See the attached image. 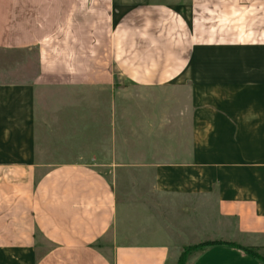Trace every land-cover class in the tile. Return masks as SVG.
Listing matches in <instances>:
<instances>
[{
    "label": "crops",
    "instance_id": "0c3cea01",
    "mask_svg": "<svg viewBox=\"0 0 264 264\" xmlns=\"http://www.w3.org/2000/svg\"><path fill=\"white\" fill-rule=\"evenodd\" d=\"M102 8L118 19L110 56L119 75L180 90L189 135L179 152L173 137L164 154L154 148L158 128L174 122L166 100L147 120L156 145L133 163L124 151L105 164L111 171L47 162L58 159L47 147L52 119L62 134L52 112L69 114L71 142L79 112L85 138L97 134L93 16ZM35 48L31 75L22 65ZM0 49L19 55L0 72V264H179L204 241L229 243L193 250L187 264H264L245 249L264 257V0H0ZM76 87L84 106L43 103L52 88Z\"/></svg>",
    "mask_w": 264,
    "mask_h": 264
},
{
    "label": "rangeland",
    "instance_id": "374dc122",
    "mask_svg": "<svg viewBox=\"0 0 264 264\" xmlns=\"http://www.w3.org/2000/svg\"><path fill=\"white\" fill-rule=\"evenodd\" d=\"M48 16L46 15L45 17L47 23L54 18L53 16ZM57 18L60 19V17ZM117 21V16L108 13V10L104 8L99 9L98 12L95 10L93 16L94 72L100 76L94 80V97L90 98V103L99 105L97 108L95 106L93 113V126L97 134L93 138H85L84 134L81 133L86 126L85 112H79L77 115L79 133L76 142H71L69 138V114L66 116V112L63 111L56 115L52 112V118L62 123V134L55 127V121L52 119L53 126H47L46 129V138L47 141H50L47 147H49L50 155L58 157V159H49L50 161L47 162H101L104 166L103 170L108 169V171H111V167L105 164L117 162L113 159V155H117L119 151H124L126 163H133V153L136 150L148 151L151 146L156 145L151 143L147 120L155 109L163 110L166 100L175 101L173 112L170 113L174 122L172 125L169 124L168 128H158V133L154 136V138L158 136L157 147L154 148L159 153L164 154V151L170 147V139L173 137L172 146L175 152H179L183 146L181 143L183 136L185 139L189 135V121L187 118H183V113L181 112L182 100H184L185 96H182L180 90L175 91V96H173L167 94L166 90L144 89L134 86L119 75L114 66L112 56H110L111 38ZM76 33L79 41L82 40V43H84L85 33ZM47 34L52 36L54 32L51 29ZM50 42V44H53L52 39ZM35 51H37L36 48L35 50H29L30 55L27 56L28 58L24 55L22 65L24 66L23 71L27 70L31 75L37 70ZM18 56L7 50L0 49V72H3V68H5V65L9 63L12 57ZM27 59H30L29 64ZM16 66L14 65L13 67L19 68ZM85 91V88L82 89L80 87L70 90L68 88H52L51 92H49L51 95L47 98L44 97L43 103L48 105L61 103L62 107L67 109L75 104L78 107L84 106L87 103ZM57 94L61 95L58 96ZM53 115H56V117ZM119 116L120 122L125 127H119ZM47 125L51 124L47 123Z\"/></svg>",
    "mask_w": 264,
    "mask_h": 264
},
{
    "label": "trees",
    "instance_id": "16d2710c",
    "mask_svg": "<svg viewBox=\"0 0 264 264\" xmlns=\"http://www.w3.org/2000/svg\"><path fill=\"white\" fill-rule=\"evenodd\" d=\"M219 243H229V242H225V241H204L202 243L186 247L179 257V264H186L187 263L189 253L191 251L197 250V249H204L208 246H212V245L219 244ZM230 244H234V243H230ZM245 249L247 251L253 253L255 256L259 257L260 259H262L264 261V257L261 256L259 253H257L254 248L247 247Z\"/></svg>",
    "mask_w": 264,
    "mask_h": 264
}]
</instances>
